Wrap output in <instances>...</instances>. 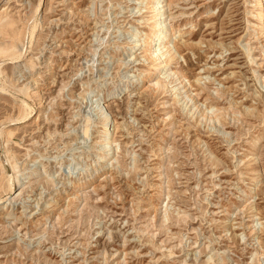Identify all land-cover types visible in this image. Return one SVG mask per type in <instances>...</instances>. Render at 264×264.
<instances>
[{
    "label": "rangeland",
    "instance_id": "rangeland-1",
    "mask_svg": "<svg viewBox=\"0 0 264 264\" xmlns=\"http://www.w3.org/2000/svg\"><path fill=\"white\" fill-rule=\"evenodd\" d=\"M143 3L0 0V264H264L259 10L169 6L170 67L206 76L221 97L193 85L204 106L251 110L202 122L164 71L169 93L140 89L145 35L128 47L135 27L148 32Z\"/></svg>",
    "mask_w": 264,
    "mask_h": 264
},
{
    "label": "bare ground",
    "instance_id": "bare-ground-1",
    "mask_svg": "<svg viewBox=\"0 0 264 264\" xmlns=\"http://www.w3.org/2000/svg\"><path fill=\"white\" fill-rule=\"evenodd\" d=\"M253 1H254V5L259 10V12L257 13L258 23L256 24L255 28H253V31H256V33L258 34V33L263 32L262 23L264 22L263 21L264 20V11H263L264 8H262L261 0H253ZM172 3H173V0H144L143 8L145 9V11H140L141 10L140 8L136 11V12H139L140 14V18L138 22L146 23L148 27V32H143L139 28L135 27L132 44L128 47V49H133L136 46H141L142 44L140 43V41L142 40H140V37L145 35V37L142 38L143 39V42H142L143 50L140 53L141 54L140 57H143L142 60L147 61L148 64L151 66L150 72L145 76V80L141 79L140 77L137 78L138 83H141L140 89H142V92L149 91L153 94L157 91H161L164 94L169 93L174 88H171L169 86L168 84L169 82H166L158 78L159 74H161L162 71H164L163 73L166 74V77H169L170 79L173 80V82H176V86H177L176 89L179 90L178 93L182 94L181 98L184 97L185 105L189 103L188 109L193 110L192 113L193 114L196 113V115L199 118H201L200 121L204 120L208 122H213V121H217L220 118H223V117L225 118L226 115L229 116L231 120L242 121L244 114L246 112L251 111L249 107H244L243 110L238 109L234 111L231 108V103H229L228 107L226 108H222V107L214 108L213 106L208 107L206 105L204 106V104H202L198 100V97H197L198 95L196 94V92L193 91L192 89L193 85H198L199 90L200 91L204 90L208 96H213L217 99L221 97V94H218L217 90H213L214 93H212L213 91H211L210 88L205 84V79H207L206 76L202 77L201 73H197L198 75H196V77L193 78V80L191 81L192 83H191L189 79H187L183 74H181L179 71L175 69H172L173 67H170V65L174 63L176 58L177 57L179 58V56H181L178 48L172 43V39L175 37V34L177 32H178L177 36H180L181 34L179 30H176L170 24L168 25L166 23V19L168 17H171V13L169 12V6ZM144 12L148 14H143ZM32 31L33 30H31V33ZM155 37L157 39L153 43L152 41L154 40ZM197 43H200V42H197ZM8 48L9 47H7L5 44L4 45L2 44L0 46V52H3V51L6 52ZM20 55L21 53L17 54V57ZM214 79L215 78H213V80ZM30 81L34 82V79ZM0 87L4 88L2 86ZM223 91L224 89L221 90V93H223ZM23 104L27 106V103L24 102ZM98 105L100 106L99 103ZM100 116H101V122L105 126V129L103 131V139L105 140V145L107 146L104 147L103 145V148H104L103 157L106 160L107 156L109 155L108 151H110L111 149L112 141L110 140V136H109L110 129L107 128V121H108L107 116L108 115H103V112H102ZM17 182L20 184L23 183V181H20V178H17ZM83 183H85L84 179H83V182L78 183V185H76L77 191L79 190V186H81ZM10 186H11V181H10ZM10 186L9 188H11ZM159 186L161 185L159 184ZM73 197L78 198L79 197L78 193L77 192L73 193ZM248 228L250 229L252 227H248Z\"/></svg>",
    "mask_w": 264,
    "mask_h": 264
}]
</instances>
